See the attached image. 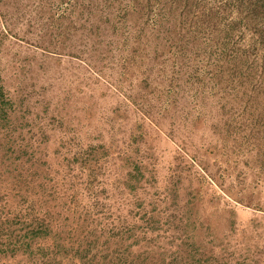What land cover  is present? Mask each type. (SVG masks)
<instances>
[{
	"label": "rangeland",
	"instance_id": "1",
	"mask_svg": "<svg viewBox=\"0 0 264 264\" xmlns=\"http://www.w3.org/2000/svg\"><path fill=\"white\" fill-rule=\"evenodd\" d=\"M260 15L0 0V221L31 212L62 236L0 264H264Z\"/></svg>",
	"mask_w": 264,
	"mask_h": 264
},
{
	"label": "trees",
	"instance_id": "2",
	"mask_svg": "<svg viewBox=\"0 0 264 264\" xmlns=\"http://www.w3.org/2000/svg\"><path fill=\"white\" fill-rule=\"evenodd\" d=\"M256 14H260L258 10H255ZM249 15H253L251 11H248ZM261 16V15H260ZM260 18H264L262 15ZM4 100L3 97V87L0 85V102ZM16 217L20 219L16 220L12 217L6 218L4 221H0V252L8 251L11 254H18V253H29L33 250L32 249V242L38 238H41L43 235H49L52 233L55 234L53 244L59 247L58 241L61 239V235L58 233L53 232L52 225L50 221L47 219H39L34 216L31 212H23L21 215L17 214ZM8 222L7 225L5 223ZM14 237V241H10L9 239ZM6 242V243H5ZM90 247L83 251L93 250L94 242H89ZM1 246H5L4 248ZM64 250V245L61 247ZM58 249V251L61 250ZM110 248V247H108ZM186 251L188 252L187 248ZM187 261L192 260V255L187 257ZM194 263V259L192 264ZM187 264V263H186Z\"/></svg>",
	"mask_w": 264,
	"mask_h": 264
}]
</instances>
